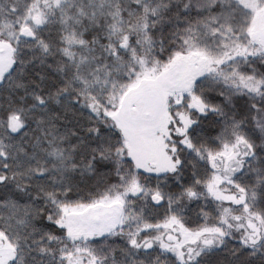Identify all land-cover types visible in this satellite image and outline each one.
<instances>
[{
	"label": "snow or ice",
	"instance_id": "obj_1",
	"mask_svg": "<svg viewBox=\"0 0 264 264\" xmlns=\"http://www.w3.org/2000/svg\"><path fill=\"white\" fill-rule=\"evenodd\" d=\"M0 264H264V0H0Z\"/></svg>",
	"mask_w": 264,
	"mask_h": 264
}]
</instances>
